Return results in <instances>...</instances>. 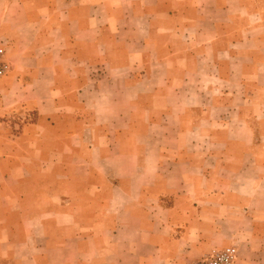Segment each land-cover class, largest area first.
Wrapping results in <instances>:
<instances>
[{"label":"crops","instance_id":"1","mask_svg":"<svg viewBox=\"0 0 264 264\" xmlns=\"http://www.w3.org/2000/svg\"><path fill=\"white\" fill-rule=\"evenodd\" d=\"M185 2L0 0V261L37 236L28 224L60 236L63 264H177L228 246L264 264V0ZM157 20L184 44L153 58ZM175 109V128L153 119ZM159 129L177 139L157 155L149 141L114 151Z\"/></svg>","mask_w":264,"mask_h":264},{"label":"rangeland","instance_id":"2","mask_svg":"<svg viewBox=\"0 0 264 264\" xmlns=\"http://www.w3.org/2000/svg\"><path fill=\"white\" fill-rule=\"evenodd\" d=\"M246 1H248V0H233V3H235V2L241 3V2H246ZM185 3L189 4L191 2H190V0H186ZM124 7L126 8V10L129 9L128 4L124 5ZM149 7L152 11H154L155 8L157 7V3L152 2L149 4ZM169 7L171 9V6H169ZM166 22L167 21H165V23ZM154 23H156L157 26H154L153 37H152L153 40H152V42L151 41L149 42V45L147 48L149 51L150 50L153 51V53H151L153 58H155L154 50L155 49L160 50L165 45H169L168 43H170V45H172L174 47H178L181 44H184V41L183 42L180 41V39L177 37H170V36L164 37L162 34H160V32L158 30L161 26L160 20L154 21ZM169 26L174 27V24L171 23V21H170ZM110 34H111V30L109 31L108 35L110 36ZM143 36H141V37L143 38ZM186 38H189V35H186ZM141 50H143V49L141 48ZM7 64H8V62H7ZM8 66H9V64H8ZM10 71H11V67L9 66L8 73ZM8 73H7V75H8ZM160 74H161L160 72L155 74V79H156L155 81H159V79L161 78ZM156 75L158 77H156ZM174 86L175 85L172 84V88H174ZM209 86L212 87V85H209ZM214 87L218 88L219 85H217V86L215 85ZM169 104L173 105L175 107L177 103L175 101H170ZM169 104H168V107H171ZM162 106L165 107L164 104L162 103V101H160V100L153 101V109L160 111L162 109ZM178 108H179V104L176 106V109H178ZM175 110H174V117L172 119H171V117H169L167 119V117H161V116H159V117L154 116L153 119H155V120L159 119V122L161 124L164 123L166 125H170V126L175 128L176 113H177V110L176 111ZM144 119H146V117L144 115L137 117V123H140V122L145 123ZM172 120H173L174 124H169L170 122H172ZM176 137H177L176 131L166 132V131H164V130L162 131L160 129L153 131V132H143L142 131V132H137V133H128L124 137L125 140H124V144H122L123 146L115 145L114 151L117 153L127 151L128 150L127 146L133 145V144L134 145L136 144L137 147H141V148L145 149L146 141H149V143H147L148 150L152 149L150 152H152V154L157 155L158 149L156 148V146H158V145H160V143H164V142L172 143V142L176 141V139H177ZM188 138L192 140L193 139L192 134ZM150 140H152L153 145L150 143ZM168 150H170V149H168ZM86 214H89V213H84V215H86ZM54 230L56 231L57 228H54ZM11 231L14 232L13 240L16 241L17 238L15 237V229H11ZM26 231H34L37 233V236L34 237L33 239H28L27 246L23 250H18V254H20V255L22 254V256L18 255V257H17L18 259H15L12 261H0V264H63L62 260L64 259V252L59 250V248H60V236H58L54 233V235L52 237V242L51 241L47 242V240H46L47 232L44 229L32 228V227H30V225L27 224L26 225ZM52 232H53V229L50 230V233H52ZM14 244H16V243L14 242ZM34 248H36V250H34ZM52 248H53V250H51ZM214 249H221V247L220 248H214ZM94 252H95V249H94ZM202 255H204V254H202ZM202 255L194 258V257H191V254H190L189 258H187L186 260H183L177 264H192L195 260L199 259ZM39 256H41L42 259L39 258L37 261L33 260V257H39ZM19 257H25V258L27 257V258H26V261H21V259Z\"/></svg>","mask_w":264,"mask_h":264},{"label":"built area","instance_id":"3","mask_svg":"<svg viewBox=\"0 0 264 264\" xmlns=\"http://www.w3.org/2000/svg\"><path fill=\"white\" fill-rule=\"evenodd\" d=\"M9 66L5 60V48L0 43V78L7 75ZM238 252L235 247L228 246L221 249H213L201 256L192 264H237Z\"/></svg>","mask_w":264,"mask_h":264}]
</instances>
